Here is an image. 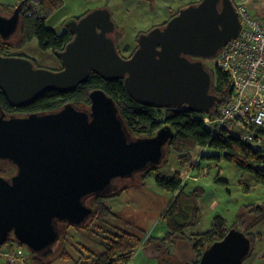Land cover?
Instances as JSON below:
<instances>
[{
  "label": "water",
  "instance_id": "1",
  "mask_svg": "<svg viewBox=\"0 0 264 264\" xmlns=\"http://www.w3.org/2000/svg\"><path fill=\"white\" fill-rule=\"evenodd\" d=\"M24 1L11 15L0 14L2 40L19 29ZM114 26L105 7L70 19L65 29L72 39L54 53L60 69L0 54V91L10 105L23 107L50 90L69 92L93 72L108 81L123 79L132 99L152 107L185 105L207 113L216 105L204 60L215 58L239 33L231 0H200L180 8L164 25L139 34L128 57L119 55L108 36ZM89 98V109L67 103L25 116H6L0 107V161L16 167L10 178L0 175V246L12 236L29 252L43 253L58 239V222L79 226L88 219V197L108 195L115 182L163 159L173 137L169 127L131 138L111 97L94 89ZM249 250L246 236L232 228L203 251L198 264H242Z\"/></svg>",
  "mask_w": 264,
  "mask_h": 264
},
{
  "label": "trees",
  "instance_id": "2",
  "mask_svg": "<svg viewBox=\"0 0 264 264\" xmlns=\"http://www.w3.org/2000/svg\"><path fill=\"white\" fill-rule=\"evenodd\" d=\"M20 1L0 2V12L3 14L12 12ZM30 1L25 0L19 11L18 42L11 43L0 38L1 55H10L9 52L13 48L22 47L32 39L37 40L41 50L49 49L54 54L62 50L72 39V33L66 30L65 26L62 32L57 33L45 24L50 14L59 7L61 0H35L32 5ZM177 12L171 13L158 26L164 25ZM85 13L73 18L77 19ZM115 31L116 49L119 55L128 57L136 46L128 55H124L123 51H127V47H119L122 33L118 27ZM14 55L24 56L23 54ZM206 68L211 74L210 92L217 98L216 105L207 113L193 112L185 105L157 108L138 103L128 94L123 79L108 81L93 72H89L86 80L73 90L65 93L55 90L44 92L23 107L10 105L0 91V107L6 116H25L29 113L54 112L67 103L79 109H89V93L94 89H101L114 101L118 116L131 138L151 137L162 127H169L173 131V137L163 148L164 159L158 165L147 167L132 175L134 179L137 178L136 186H141L148 176H153L156 184L171 194L170 200L160 214V219L166 222L167 227L163 235L145 236V239L144 236L134 231H127L113 222L114 219H118V216L107 205L106 200L117 196L123 189L129 187L126 185L118 190H112L108 195L88 197L85 202L92 208V214L79 226L63 223L65 229L61 237L59 235L57 239L60 243L57 255L46 261L45 252L28 251V264H54L57 259L70 264H128L135 252L142 247L146 253L156 258V264H198L203 251L213 242L222 239L232 228L241 231L250 242L249 253L243 261L253 254L256 244L261 241V234L259 231L252 230L258 224L264 223V201L262 204L244 205V211L237 215V219L229 227L226 226L222 217L215 215L209 229L198 233H186L187 229L196 226L200 221L197 201L203 191L199 185L188 188L187 181L182 179L183 171L181 170L191 166L195 161L198 163L195 164V168L200 169V160L207 157L204 155L206 149L219 150L220 154H210L208 157H223L240 169L251 173L254 180L264 187V144L259 146L248 143L233 132L219 126L211 129L205 126L204 117L215 118L219 109L229 102L232 93L231 81L225 71L216 65L213 68ZM257 134L264 136V128L258 129ZM196 152L199 153V159L194 158ZM172 153H174L176 168L174 171H167L163 167L169 168L167 158ZM15 171L16 167L11 162L0 161L1 176L10 178ZM221 179L218 176L215 177L216 181H222ZM245 216L252 217L247 224L244 223ZM237 224L241 225V228H238ZM82 239L88 243L82 242ZM10 244L24 247L12 236L4 245ZM97 247L99 250L96 249ZM178 250L183 251L179 254H182L181 257L185 258L184 260L177 257ZM0 264L8 263L0 262Z\"/></svg>",
  "mask_w": 264,
  "mask_h": 264
},
{
  "label": "rangeland",
  "instance_id": "3",
  "mask_svg": "<svg viewBox=\"0 0 264 264\" xmlns=\"http://www.w3.org/2000/svg\"><path fill=\"white\" fill-rule=\"evenodd\" d=\"M194 1L196 0H61L59 7L50 14L45 24L55 32L60 33L73 17L96 8L105 7L111 12L116 28L118 27L122 33L119 47L126 46L127 51H123V54L128 55L136 46V39L139 34L158 26L169 17L170 13H175L180 7ZM0 2L15 3L17 0H0ZM11 13L3 14L0 12L4 16H9ZM19 37L18 29L7 41L17 43ZM9 53L10 55L23 54L32 61L34 60L36 66L49 69H58L61 66L59 59L51 50L39 48L36 39H32L22 47L13 48ZM214 62V58L204 60V64L208 68H213ZM220 153L219 150L208 148L204 152L207 157L200 160V169L195 168V164H198L195 161L191 166L181 170L183 171L181 172L182 179L187 181L188 188L199 185L203 191L197 201L200 221L196 226L187 229L186 233H198L209 229L215 215L222 217L226 226L229 227L235 222L237 215L244 211V205L262 204L264 201V187L254 180L251 173L240 169L223 157H208L210 154ZM198 157L199 153L196 152L194 158L199 159ZM167 162L169 168L168 166L163 168L167 171H174L176 168L174 153L170 154ZM216 176L222 178V181H216ZM134 178L131 176L117 181L112 190H118L126 185L129 187L123 189L117 196L106 200L107 205L118 216V219H114L113 222L127 231H134L144 236L145 239L147 236H161L167 227L166 222L160 219V214L170 200L171 194L160 188L153 176H148L141 186L135 185L137 178ZM251 219V216H245L244 223L247 224ZM237 227L241 228V225L237 224ZM57 229L61 237L65 227L61 225ZM252 231H259L261 241L256 244L253 254L245 259L242 264H264V223L258 224ZM84 242L88 243L87 241ZM12 247L15 246L10 244L9 248ZM19 248L29 254L26 247ZM96 249L99 250V247ZM59 250L60 243L57 240L44 253L46 261L49 258L53 259ZM139 250L135 252L130 264H156V258H148L144 251ZM179 252L183 253V251L178 250L177 257L184 260L185 258H182V254ZM54 264L70 263L57 259Z\"/></svg>",
  "mask_w": 264,
  "mask_h": 264
},
{
  "label": "built area",
  "instance_id": "4",
  "mask_svg": "<svg viewBox=\"0 0 264 264\" xmlns=\"http://www.w3.org/2000/svg\"><path fill=\"white\" fill-rule=\"evenodd\" d=\"M239 16L241 27L236 37L223 46L214 58V65L230 78L232 93L215 118L205 116L209 129L219 126L233 132L240 139L263 145L264 136L257 130L264 128V16H253L239 0H231ZM31 0L30 4H34ZM23 249L9 245L0 247V262L28 264Z\"/></svg>",
  "mask_w": 264,
  "mask_h": 264
},
{
  "label": "crops",
  "instance_id": "5",
  "mask_svg": "<svg viewBox=\"0 0 264 264\" xmlns=\"http://www.w3.org/2000/svg\"><path fill=\"white\" fill-rule=\"evenodd\" d=\"M239 1L242 2L248 8V11L253 16L258 17V18H262L264 16V0H239ZM143 248L144 247H142L140 250L144 251V253L146 254L148 258H151V259L154 258L153 255L146 253L145 249ZM131 262L132 260L128 264H130Z\"/></svg>",
  "mask_w": 264,
  "mask_h": 264
},
{
  "label": "flooded vegetation",
  "instance_id": "6",
  "mask_svg": "<svg viewBox=\"0 0 264 264\" xmlns=\"http://www.w3.org/2000/svg\"><path fill=\"white\" fill-rule=\"evenodd\" d=\"M198 1H200V0H196V1L191 2V3H189V4H193V3H196V2H198ZM189 4H187V5H189ZM187 5H185V6H187ZM182 7H184V6H182ZM182 7H180V8H182ZM178 10H179V9H178ZM10 15H11V14H10ZM111 18H112V15H111ZM112 20H113V19H112ZM114 24H115V22H114ZM115 29H116V24H115V26H114V29H113L111 32L108 33V36H109L110 38H112L113 41H114V39H115V38H114V34H115V32H116ZM7 40H8V39H7ZM136 46H137V43H136ZM192 59H194V58H192ZM35 66H36V65H35ZM58 69H60V67H59ZM115 184H116V182H115ZM113 186H114L113 188H115V185H113ZM113 188H112V189H113ZM112 189H111V190H112ZM111 190H110V191H111ZM57 224H59L58 226H61V225L64 226L63 223H60V222H58ZM57 224H56V225H57ZM56 227H57V226H56ZM57 230H58V229H57ZM58 231H59V230H58ZM49 249H50V248H49ZM49 249H47L46 251H48ZM46 251H44V252H46ZM44 252H43V253H44Z\"/></svg>",
  "mask_w": 264,
  "mask_h": 264
},
{
  "label": "bare ground",
  "instance_id": "7",
  "mask_svg": "<svg viewBox=\"0 0 264 264\" xmlns=\"http://www.w3.org/2000/svg\"><path fill=\"white\" fill-rule=\"evenodd\" d=\"M4 244H5V243H4ZM4 244H2L0 247H2V248H3V247H4V246H3Z\"/></svg>",
  "mask_w": 264,
  "mask_h": 264
}]
</instances>
